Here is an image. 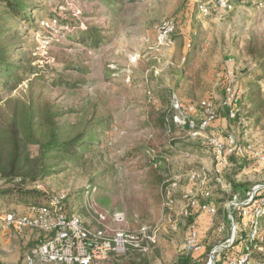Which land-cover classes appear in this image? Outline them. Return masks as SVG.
<instances>
[{"label":"rangeland","instance_id":"1","mask_svg":"<svg viewBox=\"0 0 264 264\" xmlns=\"http://www.w3.org/2000/svg\"><path fill=\"white\" fill-rule=\"evenodd\" d=\"M25 1L29 6L24 10L26 21L9 17L3 22L8 29H17L15 37L8 39L13 45L10 61L29 55L33 73L45 79L44 85L35 82L32 88L34 92L42 89L56 110L67 113L60 122L76 123L78 129L94 117L100 123L93 132L97 136L93 150L81 163L64 164L66 169L53 166L52 176L29 188L44 189L48 198L64 195L90 230L104 226L111 238L127 232L137 235L139 226L146 225L150 240L128 242L124 237L108 261L98 264H183L181 259L187 256L207 264L212 247L219 250L215 264L224 261L227 249L220 246L227 245L231 219L240 220L234 199L246 203L254 194L256 203L264 197V109L248 125L243 122L245 111L237 125L228 124L225 116V106L235 107V98L248 97L249 76L264 65V0H236L232 11L212 10L208 15L200 14L197 5L210 0ZM166 21L176 26L172 44L156 48L158 27ZM95 33L100 38L96 42ZM16 50L19 54L14 55ZM69 64L83 71L64 67ZM62 69L85 82L78 89L50 87L48 83ZM28 88L27 79L17 86L0 84V106L8 99L26 97ZM259 88L264 98L263 80ZM203 102L211 106L215 120L193 137L174 122L178 113L174 105L184 110ZM245 107L251 109L246 101ZM211 137L223 141L228 137L235 145L229 147L220 174L215 173L207 143ZM184 145L199 148L185 151ZM135 148L149 152L147 161L160 156L163 164L157 170H141L138 158L127 157ZM31 149L34 152L36 147ZM230 156L235 157L232 162ZM182 163L190 166L187 170L202 174L206 187L186 178L172 181ZM162 169L168 176L156 184L154 172ZM144 181L154 186L145 187L147 195L141 193ZM91 187L97 194H89ZM99 193L103 194L100 200ZM233 193L238 196L231 200ZM167 197L174 200L169 208ZM48 198L38 203L45 204ZM189 198L211 204L216 214L209 217L195 210L186 218L183 207ZM26 204L0 197V253L13 264H24L31 240L40 236L35 231L14 235L3 228V217L11 212L25 214ZM99 214L105 221L98 220ZM193 222L203 247L197 255L185 249ZM204 239L209 241L205 249Z\"/></svg>","mask_w":264,"mask_h":264},{"label":"trees","instance_id":"2","mask_svg":"<svg viewBox=\"0 0 264 264\" xmlns=\"http://www.w3.org/2000/svg\"><path fill=\"white\" fill-rule=\"evenodd\" d=\"M106 1L118 2V0ZM235 2L236 0H232L233 9L235 7ZM0 4V10H2L0 13V84L2 87L8 84L17 86L27 79L29 86V92L26 97L8 99L0 106V197H12L17 201L27 203V208L32 206H49L53 198H48V192L40 187L29 188V186L36 184L45 177L52 176L55 173L54 169H52L53 166L61 168V166L63 167V165L67 163H81L85 159V156L93 150L92 146L95 145L94 139L97 137L93 135V132L96 127L100 126V123L95 122L94 117V119L89 120L85 127L78 129L76 123L70 124L66 121L60 122L59 120L67 113L56 110L53 102L49 101L42 89L34 92L32 88L33 84L38 82L44 85L43 82H45V79L33 73L31 67L32 61L29 55L27 57L26 55H19L20 57H18L15 63L10 61L9 52L13 48V45L8 44V39L15 37L17 29H8L6 27L7 25L3 24V22H5L4 20L9 17L17 18L20 21H26L28 13H26V11L24 12V10H28L29 6L25 0H0ZM90 32L91 31H89V33ZM86 36H89L87 38H91L88 34H86ZM92 36L95 38V42L99 38L96 33ZM17 52L19 54V50H16L14 55H17ZM64 67L69 70H80L78 72L83 71V69H78L79 67L76 65L74 67V64L65 65ZM72 67L74 68L71 69ZM68 69L65 70L68 71ZM66 71H63V69L58 71L48 85L52 88L61 90H71L78 89V86L85 82L81 81L79 78H72V75L68 74ZM26 76L31 77L26 78ZM249 80H251V82L247 83L248 89L250 90L247 94L248 97L246 99L242 97L235 98V107L231 105L225 106V116L228 124L234 123L237 125L241 117L240 114L245 111L243 122L248 125L254 116L264 109V98L259 88V82L262 80L264 81V65L258 69L256 75L249 76ZM244 100L246 104L251 105V109L248 111H246ZM230 111L234 112L233 118H230ZM257 120L256 118L255 121ZM224 142H228V137ZM246 146L247 144L243 145V148ZM32 147H36L34 152L31 149ZM181 148L185 151H193L194 149L197 150L199 147L193 148L190 145H184ZM141 150V148H135L128 153L127 157L129 160L138 158L141 170H157L159 167L155 168L153 166L151 158L150 161H147L146 156L147 154L149 156V152ZM156 157L161 158L157 155ZM233 159H235V157L230 156L229 162H232ZM238 166L239 164L236 165V167ZM66 168V165H64V169ZM183 169L189 171L187 169H190V166L184 165ZM154 173L156 174L155 180H158V183H155L162 184L161 181H164L166 175L165 171L162 169L161 173L156 171ZM140 185L144 187L141 193L145 192L146 195L147 191L145 187H154L152 181H144L141 182ZM233 187L235 188V185H233ZM95 190V187H91L89 194H97V192L94 193ZM236 195V193H233L230 199L232 200ZM101 197H103V194L99 193L97 199L100 200L102 199ZM45 198H48L45 204L38 203L40 199ZM243 198L242 196L240 199ZM63 204L68 213L73 212L71 207L72 204L67 203L66 199L63 201ZM235 211L236 213L238 212L237 215L240 217L238 223L241 224L243 219L240 212L238 209H235ZM262 218L263 217H261L260 220ZM144 226L146 225L142 224L138 229L140 230ZM259 230H261L260 236L249 243L245 239L246 234L244 235L245 231L246 233L249 231V228L245 227L243 231L239 229L234 243L225 248L228 254L225 253L224 261H221L219 258L221 261L220 264H227L230 261L239 259L245 254L246 245H249L251 251L249 255L250 264L264 263V235L262 233V227ZM127 234L136 236L131 232H127ZM261 235L263 236L261 237ZM135 238L139 241L138 236ZM35 242L30 243L29 248H31ZM199 243L201 244V239ZM203 243L204 249L208 247V240L204 239ZM213 248L215 247L208 249V254ZM181 262L183 264H205L206 261L204 262V260L197 259L193 256H187L184 259L182 258Z\"/></svg>","mask_w":264,"mask_h":264},{"label":"built area","instance_id":"3","mask_svg":"<svg viewBox=\"0 0 264 264\" xmlns=\"http://www.w3.org/2000/svg\"><path fill=\"white\" fill-rule=\"evenodd\" d=\"M210 3V4H209ZM197 5L198 11L202 15H208L212 10L230 12L233 10L232 0H210V2ZM175 33V23L173 21L163 22L157 30L155 38L156 48L165 47L172 44V37ZM177 114L173 117L174 122L181 128L188 129L191 136L196 137L209 128L215 120V113L208 103H200L198 108L187 107L182 110L179 104L174 105ZM198 109V110H197ZM198 112H200L198 114ZM199 116L198 124L195 118ZM195 117V118H194ZM234 117V112L230 111V118ZM212 150L215 163V173L220 174V169L226 163V155L229 147L235 148L234 142L229 138L228 142L211 137L207 141ZM155 168L160 167L163 162L156 156H150ZM186 178L189 182L198 183L202 188L206 187V180L202 174L197 171H189L186 174L172 176L175 179ZM251 198L246 203H238L234 199L233 205L239 210L243 219L241 224L231 219L230 237L220 248H226L232 245L237 237L240 227L242 231L245 227L249 228L245 239L249 243L253 242L259 235L260 218L264 215V197L257 202ZM66 197L63 195L53 198L49 206H32L27 208L23 215L15 212L6 214L3 221L4 230L14 235L24 234L26 232H37L40 236L35 244L24 254V264H98L108 261L113 253L115 244L124 237L128 242L150 240L147 234V227L139 230V234H116V237H110L106 227L90 230L82 220L81 216L75 212L68 213L63 201ZM174 203L173 199L166 198L165 205L169 208ZM198 211L209 217L214 216L216 211L211 204H199L195 199L189 198L183 207V215L190 217L193 211ZM106 217L103 214L98 215V220L103 222ZM196 223V222H195ZM194 222L189 227L185 249L192 255L200 254L203 250L199 243V235ZM221 226L219 231H223ZM218 247L213 248L209 255L207 264H215V255L218 253ZM245 254L236 261H230L227 264H250L249 255L251 254L249 245L245 246ZM264 264V263H259Z\"/></svg>","mask_w":264,"mask_h":264},{"label":"crops","instance_id":"4","mask_svg":"<svg viewBox=\"0 0 264 264\" xmlns=\"http://www.w3.org/2000/svg\"><path fill=\"white\" fill-rule=\"evenodd\" d=\"M184 165H183V163L181 164V166L179 167V169H176V170H178L177 171V173L176 174H174V175H172V176H178V175H183V174H186L187 172H189V171H184V173L183 172H180L179 170H182V167H183ZM167 174V173H166ZM168 176V175H167ZM180 179H184L183 177L182 178H180ZM179 180V179H178ZM206 228V227H205ZM38 238H36V239H33V240H31V243L32 242H35L36 240H37ZM12 247L13 246H9L8 248H9V250L10 251H12ZM2 249H3V247H2ZM2 253H0V264H13V263H11V260L10 261H7V260H9V259H7V258H4V257H2ZM14 264H18V261L17 262H15Z\"/></svg>","mask_w":264,"mask_h":264}]
</instances>
